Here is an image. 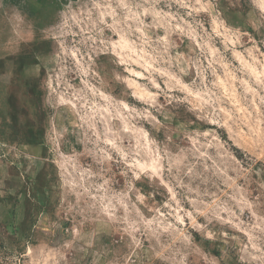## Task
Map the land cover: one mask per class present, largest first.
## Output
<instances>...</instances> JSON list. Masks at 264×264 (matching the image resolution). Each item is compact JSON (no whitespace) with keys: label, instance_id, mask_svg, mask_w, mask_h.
Wrapping results in <instances>:
<instances>
[{"label":"rangeland","instance_id":"1","mask_svg":"<svg viewBox=\"0 0 264 264\" xmlns=\"http://www.w3.org/2000/svg\"><path fill=\"white\" fill-rule=\"evenodd\" d=\"M0 264H264V0H0Z\"/></svg>","mask_w":264,"mask_h":264}]
</instances>
